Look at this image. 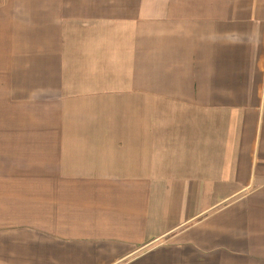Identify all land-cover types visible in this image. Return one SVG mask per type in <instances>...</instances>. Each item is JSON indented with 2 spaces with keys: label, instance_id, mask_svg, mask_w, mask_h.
Here are the masks:
<instances>
[{
  "label": "crops",
  "instance_id": "obj_1",
  "mask_svg": "<svg viewBox=\"0 0 264 264\" xmlns=\"http://www.w3.org/2000/svg\"><path fill=\"white\" fill-rule=\"evenodd\" d=\"M0 264H264V0H0Z\"/></svg>",
  "mask_w": 264,
  "mask_h": 264
}]
</instances>
